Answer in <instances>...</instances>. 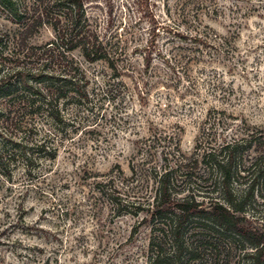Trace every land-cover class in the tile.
Instances as JSON below:
<instances>
[{"label": "rangeland", "instance_id": "rangeland-1", "mask_svg": "<svg viewBox=\"0 0 264 264\" xmlns=\"http://www.w3.org/2000/svg\"><path fill=\"white\" fill-rule=\"evenodd\" d=\"M17 1L32 13L34 0ZM81 2L116 69L74 51L88 83L84 105H67L64 124H23L57 153L35 152L31 165H10L11 182L1 179L0 264H150L151 240L165 227L151 217L156 172L190 161L197 175L190 189L176 186L177 197L191 193L207 207L220 199L219 174L193 159L238 143V168L258 158L264 170V0ZM19 19L0 8L2 72L32 66L25 46L35 52L54 37ZM244 182L232 180L234 196ZM103 191L119 195L121 207ZM240 216L264 249V176ZM228 240L218 264H243L250 246ZM191 264L214 262L204 251Z\"/></svg>", "mask_w": 264, "mask_h": 264}, {"label": "trees", "instance_id": "trees-1", "mask_svg": "<svg viewBox=\"0 0 264 264\" xmlns=\"http://www.w3.org/2000/svg\"><path fill=\"white\" fill-rule=\"evenodd\" d=\"M21 5L17 0H0V8L20 18L19 24L26 28L48 26L54 37L43 46H35V52H29L32 48L25 46L23 58H28L32 66L16 64L10 72L0 69V181L6 182L12 180L10 165H31L35 152L37 156L46 154L49 158L57 153L56 148L47 145L46 135L40 136L41 140L35 139L38 128L33 132V128L23 124H64L67 105L83 106L88 99L87 79L73 52L77 50L87 62L103 60L116 69L109 48L91 27L81 0H34L33 9H29L32 13L27 8L21 12ZM180 37L185 39L186 36ZM193 39L201 41L199 34ZM247 147L251 145L248 143ZM238 148V143L226 144L218 153L207 152L200 160H192L194 165L209 163V174L211 171L219 174L214 187L220 199L212 200L207 207H202L191 193L177 197L176 186L180 183L190 189L187 183L191 185L193 180L189 174L197 175L190 161L175 162L154 174L151 217L165 220V227H159L161 236L155 235L151 240L150 264H191L204 251H208L211 263L218 264L223 254L219 245L230 242L229 238L250 246L251 251L243 254V264H264L262 240L242 224L240 216L255 182L264 176V170L258 158L239 169ZM195 179H201V174ZM239 179L248 186L236 197L232 180ZM103 194L113 207H121L119 195L104 191ZM203 231L206 235H202ZM196 234L197 243L193 238ZM166 241L173 247L171 254L163 248ZM223 255H228V251Z\"/></svg>", "mask_w": 264, "mask_h": 264}]
</instances>
